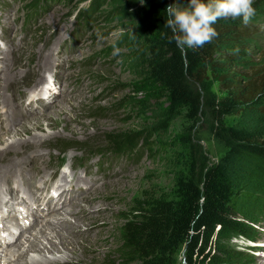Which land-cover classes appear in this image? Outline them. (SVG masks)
<instances>
[{"label": "rangeland", "instance_id": "rangeland-1", "mask_svg": "<svg viewBox=\"0 0 264 264\" xmlns=\"http://www.w3.org/2000/svg\"><path fill=\"white\" fill-rule=\"evenodd\" d=\"M37 2L40 4L36 8ZM144 4V0H0V149L33 143L35 137L45 142L35 150H20L16 145L19 157L37 158L34 170L24 163V172L0 175V241H7L0 248V261L4 264H15L20 242L27 252L22 264L61 257L56 251L48 252L46 249L51 247L42 238V234L52 238L53 225L58 226V220L53 223L50 215L39 218L33 235L22 231L20 224L26 227L35 220L39 205L47 207L51 200L48 196L44 204V196H55L52 188L61 185L66 176V187L79 193L75 210L81 213L78 218L68 214L73 208L69 204L55 219L66 218L80 228L72 233L65 227L58 228L65 235L87 234L97 240L101 251H88V264H136L123 247V218L133 217L136 201L147 195L174 196L177 179L187 174L190 167L191 152L179 144L181 137L192 135L210 162L225 155L227 148L212 134L208 119L201 117L193 122L186 112L168 118L167 102L151 97L147 91L136 93L142 105L129 103L128 98L135 94L132 85L145 74L140 47L128 42L145 25L148 27L142 23ZM253 7L250 39L240 42L238 34L231 32L217 55L218 60H223L238 47L241 59L234 70L239 73L264 66V0H254ZM230 25L243 23L236 19V24ZM116 48L120 52L114 56ZM39 64L43 65L41 69ZM29 70H34L35 75L25 78ZM7 77L17 79L9 89ZM211 86L218 97L226 95L219 81L212 79ZM4 99L18 106L13 116H18L21 123L15 125L14 117L6 115ZM162 122H167V129L153 137L157 141L153 151L145 150L139 161L127 154L119 159L98 156V149L108 146L107 135L152 133ZM225 122L264 136V98L257 105L228 116ZM37 123L40 129L36 128ZM161 141L167 143V148ZM65 142L73 148L67 151L62 146ZM15 153L0 164L17 161ZM231 174L243 195L239 205L248 221V235L218 246L217 250L226 247L237 252L240 260L233 262L231 254L230 264H264V163L241 156L232 165ZM22 195L25 201L21 200ZM15 221L20 224L6 230V225L11 227ZM36 240L38 252L29 249ZM8 246L12 248L6 249ZM183 255L181 249L177 264H183Z\"/></svg>", "mask_w": 264, "mask_h": 264}, {"label": "trees", "instance_id": "trees-1", "mask_svg": "<svg viewBox=\"0 0 264 264\" xmlns=\"http://www.w3.org/2000/svg\"><path fill=\"white\" fill-rule=\"evenodd\" d=\"M144 2L142 23L148 27L145 25L128 42L140 47L145 74L139 83L132 85L135 94L128 98L129 103L142 105L136 93L147 91L151 97L167 102L165 116L168 118L182 112L193 122L204 117L210 122L212 134L227 151L219 161L210 162L192 135L181 137L179 144L191 152L188 173L177 179L173 197L151 194L136 201L134 216L123 218V247L136 264H177L176 256L181 249L183 264H230L232 260H240L235 255L237 252L226 247H221L223 251L217 250L218 246L248 235V221L239 205L243 195L238 191L231 168L245 155L264 163V136L244 126L227 125L225 119L259 104L264 98V66L239 73L234 68L240 55L217 59L231 32L238 34L240 42L250 39L249 25L232 27L230 24H236V19H219L213 25L218 35L211 42L195 49H180L174 40L170 42L173 32L165 27V10L178 0ZM179 3L187 6L190 0H179ZM212 79L219 81L225 96L213 93ZM167 126V122H162L152 133L109 134L108 146L98 149V156L119 159L127 154L128 158L139 161L145 150L153 151L157 143L153 137ZM62 146L67 151L73 148L66 142ZM231 254L234 256L229 261Z\"/></svg>", "mask_w": 264, "mask_h": 264}, {"label": "bare ground", "instance_id": "bare-ground-1", "mask_svg": "<svg viewBox=\"0 0 264 264\" xmlns=\"http://www.w3.org/2000/svg\"><path fill=\"white\" fill-rule=\"evenodd\" d=\"M42 64H44V63H42ZM42 64L38 65L39 69H41V67L43 66ZM32 74L34 76L35 75V71L34 70H29L26 73L27 76L25 78L32 77ZM6 79L7 80H5V81L7 82L6 83V88L7 89L11 88L17 82V79L15 80L14 77H7ZM15 102H16V100H15ZM2 103H4V105H6V107L8 109L6 115L8 117H12V118L14 117L15 125L18 124V123H21V121L19 120L18 116L17 117H16V115L13 116L14 115L13 112L18 110V106L17 105L15 106L14 105L15 103H13V101H11L9 99H7V100L4 99ZM49 106L50 107L53 106L52 103H49ZM30 110L32 111V109H30ZM36 128L37 129L41 128L39 123H37ZM0 140H1V138H0ZM33 140H34V141H32L33 143H31V142H23V143H19V144L10 145L6 149H0V161H2V159L7 157L9 154L13 153V151L16 152L15 153V157H17V156L19 157V154H20L18 152L19 149L20 150H24V149H29L30 150L31 148H34L32 150H35V149L41 148L43 145H45L44 144L45 142L37 139V137L33 138ZM16 145H19L20 148L17 149ZM39 158H38V160H39ZM36 159L34 157H31L30 155H24L22 157H19L17 159V161H14V160L11 161L10 160V163H8L6 165H1L0 164V166H2L0 168V175L5 177L3 175L4 173H7V175H8V174H11L12 171H17V170H20V171L24 172V166H23L24 163H27L28 166H31L32 170H34L35 167H37L35 165L36 164ZM50 178H52V177L50 176ZM67 179H68V176H66L63 179V182L61 183V185L59 184V185H57L55 187L56 189L54 187L52 188V193L54 192L53 194L55 196H53L52 194H46V196H44V204L47 203L48 199H46V198L48 196H49V198L51 200L49 201L47 207L45 205H43V204H42L43 206L39 205V207L36 209V218H35V220L32 223H29L26 227H23L19 223V221H15V224L12 225L13 227L12 226L11 227H7L8 225H6V230H7V228L8 229L15 228L14 226H17V225L20 224V226L22 228V231L23 230H27V232L29 231L28 234L33 235V231L35 230L34 227L37 224H38L37 225V227H38L39 224H40L37 221L39 218L50 215L53 218V219L51 218L53 223L58 220L56 222L58 224V226L53 225V227L55 229L52 230L53 231L52 238H49L47 235L44 236L43 234H42V238L45 239V240H48V244L51 247V250H49V249H46V250L48 252L56 251V252H58L61 255V257L60 258L57 257L58 259L55 258L53 260H46V261L41 262V263H36V262L33 261L31 264H88L85 261L86 253L88 251L94 252L95 250L101 251V248L98 246L97 240H95V239L92 240L89 235H87V234L86 235L85 234H74V235L69 234V235H65V233L62 232L60 228H58V227H61L63 229L65 227V229H66V231L68 233L75 232V231H77V229L80 228V226H76L75 223H71V221L70 220L68 221V219H66V218H62V220L61 219L60 220L59 219H55V218L59 217V215H61V212L63 211V209H65V207H67L69 204H72L73 208L70 206L72 209H71L70 213H68V214L76 215L77 218H78L80 213H81L80 211L77 212V210H75V208L77 206H79L78 203H75V201H76L75 198L79 195V193H76V192L74 193V192L70 191L69 188L66 187V185L68 184V183H65L67 181ZM76 182L79 183L80 179L77 178ZM12 190H13L12 187H9L8 191L11 192ZM73 199H75V200H73ZM21 200L25 201V197L23 195L21 196ZM59 202H61L60 206H57L56 204L57 203L59 204ZM54 204L56 205V207L53 208L52 205H54ZM73 204H75L76 206L73 205ZM12 219H15V217L12 216ZM75 219H76V217H75ZM85 221H86V219H85ZM8 224H10V223L8 222ZM30 225H32L31 229L32 228H34V229L28 230V227ZM46 230H48V229H46ZM24 237H25V235H24ZM4 239H6V238H4ZM55 240H57L59 243L56 244L54 242ZM38 242L39 241H37V240L34 241L31 245H29V249L31 251L38 252V249H39ZM4 243H7V241L6 242L5 241L4 242L0 241V248L3 247ZM27 243H29V242L27 241ZM12 246H8L6 249H10V248H12ZM23 247H24V243L20 242V246L17 248V250H18L17 253H19V256L16 258L15 264H22L23 261H24V259H22V258H25L27 256V254H26L27 252L24 253ZM99 254L100 253L96 254L94 257H97ZM0 264H4V262L0 261Z\"/></svg>", "mask_w": 264, "mask_h": 264}, {"label": "clouds", "instance_id": "clouds-1", "mask_svg": "<svg viewBox=\"0 0 264 264\" xmlns=\"http://www.w3.org/2000/svg\"><path fill=\"white\" fill-rule=\"evenodd\" d=\"M254 0H190L187 6L179 3L166 8L165 27L171 29L173 36L170 42L175 41L180 49H195L203 47L218 35L213 25L219 19H241L244 26H248L255 8ZM116 48L113 55H119ZM237 47L230 50V54L238 55Z\"/></svg>", "mask_w": 264, "mask_h": 264}]
</instances>
